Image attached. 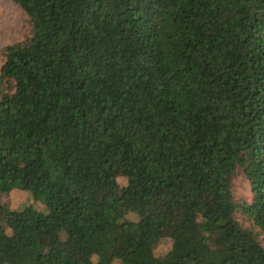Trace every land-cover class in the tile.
Instances as JSON below:
<instances>
[{"label": "trees", "instance_id": "trees-1", "mask_svg": "<svg viewBox=\"0 0 264 264\" xmlns=\"http://www.w3.org/2000/svg\"><path fill=\"white\" fill-rule=\"evenodd\" d=\"M14 1L0 264H264V0Z\"/></svg>", "mask_w": 264, "mask_h": 264}, {"label": "rangeland", "instance_id": "rangeland-1", "mask_svg": "<svg viewBox=\"0 0 264 264\" xmlns=\"http://www.w3.org/2000/svg\"><path fill=\"white\" fill-rule=\"evenodd\" d=\"M30 18L26 11L14 0H0V68L5 61L3 48L9 44L23 41L31 36ZM117 180L120 186L127 184V177L119 175ZM234 196L237 200L243 202H251L253 199L252 190L249 181L242 173L234 178ZM0 202L9 205L12 209H19L28 204H35L38 208L41 204L34 201L31 193L19 189L10 192H0ZM131 219L137 220L135 213L129 215ZM177 216L174 221L176 222ZM239 221L245 226H251L252 222L249 218L239 212L237 214ZM262 244L264 245V233H260ZM172 246V239L169 234L163 237L156 247V255L164 256ZM115 264H121L115 261Z\"/></svg>", "mask_w": 264, "mask_h": 264}]
</instances>
